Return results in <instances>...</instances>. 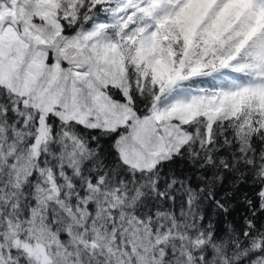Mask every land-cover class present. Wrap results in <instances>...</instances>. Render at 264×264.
<instances>
[{
	"label": "snow or ice",
	"instance_id": "obj_1",
	"mask_svg": "<svg viewBox=\"0 0 264 264\" xmlns=\"http://www.w3.org/2000/svg\"><path fill=\"white\" fill-rule=\"evenodd\" d=\"M0 264H264V0H0Z\"/></svg>",
	"mask_w": 264,
	"mask_h": 264
}]
</instances>
